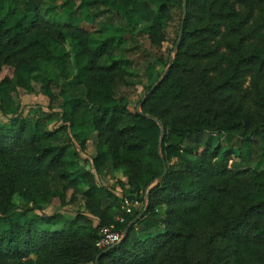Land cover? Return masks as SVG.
<instances>
[{
  "label": "trees",
  "instance_id": "obj_1",
  "mask_svg": "<svg viewBox=\"0 0 264 264\" xmlns=\"http://www.w3.org/2000/svg\"><path fill=\"white\" fill-rule=\"evenodd\" d=\"M63 1L79 3V22L47 17L44 0H0V264H264V0ZM134 14L149 22L136 35L172 47L132 107L164 59L142 49V69L127 56ZM21 90L50 92L48 110L24 115ZM87 125L94 171L75 145ZM108 161L122 193L97 180ZM142 192L146 205L127 214L124 196ZM77 194L86 211L74 218L43 212ZM135 219L96 246L102 227Z\"/></svg>",
  "mask_w": 264,
  "mask_h": 264
},
{
  "label": "rangeland",
  "instance_id": "obj_2",
  "mask_svg": "<svg viewBox=\"0 0 264 264\" xmlns=\"http://www.w3.org/2000/svg\"><path fill=\"white\" fill-rule=\"evenodd\" d=\"M63 0H44L43 9L44 13L47 14V17L54 19L58 22L64 23L67 21L71 22H79V18L76 17L74 14V10L78 7V4H70V5H63ZM132 23L135 25L136 30L131 33L126 34L127 43L125 44L126 47H128L127 56L134 60L136 65L138 67L142 68L145 63V55L142 49H145L151 56L149 57L150 60H154V58H160L163 57L162 61L160 63L154 62L153 67L149 71V75H143L141 76L140 83L138 84L136 91L129 94L130 102L132 107L136 105V103L145 95L147 89L146 87L154 84L157 82L159 73L164 71L165 68V58L169 56L171 51V41L170 42H164L161 46L153 45L149 39V37L145 34L146 30L145 28L148 26L149 22L141 19L140 16L137 14H134L132 16ZM84 27H87L89 29H95L91 24L90 21H82L80 22ZM87 23V24H86ZM164 24L167 25V30L169 32H174L178 28L179 25V17L174 16L171 20H165ZM112 28H109L107 31H109ZM144 31V34L136 35L135 33H138L139 31ZM106 31V32H107ZM139 46L140 50L133 51V47ZM68 49L71 51L72 46L70 43L67 44ZM142 65V66H141ZM137 67V71L141 73L140 69ZM50 92L49 93H31L21 90L19 94V102L21 103L20 109L24 112V115L32 114L36 110L43 108L45 110H48V106L50 104ZM138 106V105H137ZM0 118L5 119L1 113ZM83 136L87 137L86 146L84 149H82L79 145V143L75 142L76 148L80 152V158H81V166L85 169H91L94 171L93 167V157L96 155L98 151L97 147V140H96V133L90 125L85 126L83 129ZM126 176L123 173L122 169H116L111 166L110 161L107 162V168L105 172L102 175H97V180L99 184L108 186L110 188H113L117 193H122V189L119 185V182L122 180H125ZM71 193L69 192V199H71ZM145 194L142 192L141 196L143 197V207L146 205V199ZM15 202L17 205H20L21 200L19 197L15 198ZM84 212L86 211V208L84 206V199L81 194H77L76 198L66 204L61 205L59 198L55 197L49 204L46 205L44 209V213L46 214H54V213H62L65 215L66 218L72 219L75 217L77 212ZM32 213L38 212V211H31ZM16 216L18 218H22L23 212L20 208H16ZM96 222L97 219L95 218ZM125 233V232H124Z\"/></svg>",
  "mask_w": 264,
  "mask_h": 264
},
{
  "label": "built area",
  "instance_id": "obj_3",
  "mask_svg": "<svg viewBox=\"0 0 264 264\" xmlns=\"http://www.w3.org/2000/svg\"><path fill=\"white\" fill-rule=\"evenodd\" d=\"M123 203L127 214L134 213L135 210L143 208V201L139 198L130 199L124 196ZM124 220L125 217L120 218V221L123 222ZM99 234L96 246L99 249H107L120 242L123 238L124 232L115 230L112 226H105L101 228Z\"/></svg>",
  "mask_w": 264,
  "mask_h": 264
},
{
  "label": "water",
  "instance_id": "obj_4",
  "mask_svg": "<svg viewBox=\"0 0 264 264\" xmlns=\"http://www.w3.org/2000/svg\"><path fill=\"white\" fill-rule=\"evenodd\" d=\"M181 35H182V33H181ZM180 40H181V37H180V39H179V41H178V44L180 43ZM157 84H158V83H156V84L152 87V89L148 92V94H150V93L152 92V90H154V88L157 86ZM146 97H147V95L144 97L143 102L145 101ZM137 110H138L140 113L143 114V112L141 111V103L138 105ZM156 120H157V122H158L160 125H162V122H161L160 120H158V119H156ZM161 142H162V140L160 141V146H161ZM166 173H167V167L165 166L164 173H163V175L161 176V179L165 176ZM135 221H136V219H135L134 221H132V222L129 224L128 228L125 230V233H127L128 229L131 227V225H133V223H134Z\"/></svg>",
  "mask_w": 264,
  "mask_h": 264
},
{
  "label": "crops",
  "instance_id": "obj_5",
  "mask_svg": "<svg viewBox=\"0 0 264 264\" xmlns=\"http://www.w3.org/2000/svg\"><path fill=\"white\" fill-rule=\"evenodd\" d=\"M85 17V16H84ZM85 18H82V21H85V22H87L88 20H84ZM87 24V23H86ZM91 25V24H90Z\"/></svg>",
  "mask_w": 264,
  "mask_h": 264
}]
</instances>
